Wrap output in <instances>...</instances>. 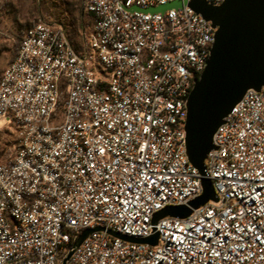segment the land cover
I'll use <instances>...</instances> for the list:
<instances>
[{"label":"built area","instance_id":"obj_1","mask_svg":"<svg viewBox=\"0 0 264 264\" xmlns=\"http://www.w3.org/2000/svg\"><path fill=\"white\" fill-rule=\"evenodd\" d=\"M195 1L80 0L79 47L60 20L24 31L0 75V128L15 136L0 162V264H63L97 228L66 264H264V89L214 134L217 200L154 222L203 194L187 101L216 29Z\"/></svg>","mask_w":264,"mask_h":264},{"label":"water","instance_id":"obj_2","mask_svg":"<svg viewBox=\"0 0 264 264\" xmlns=\"http://www.w3.org/2000/svg\"><path fill=\"white\" fill-rule=\"evenodd\" d=\"M191 6L216 29L207 66L187 101L186 153L202 176L203 194L189 206L164 209L156 215L154 222L167 216L185 218L192 208L217 200L205 166V160L214 148V134L249 89H264V0H224L219 7L197 0ZM98 230H85L63 264L90 233ZM121 237L132 242L155 244L157 235L147 239Z\"/></svg>","mask_w":264,"mask_h":264},{"label":"rangeland","instance_id":"obj_3","mask_svg":"<svg viewBox=\"0 0 264 264\" xmlns=\"http://www.w3.org/2000/svg\"><path fill=\"white\" fill-rule=\"evenodd\" d=\"M172 7L175 4L165 5L163 9ZM39 19L63 21L70 39L79 47L80 32L86 20L80 0H0V75L12 60L19 38ZM14 142L12 131L0 128V162L14 155Z\"/></svg>","mask_w":264,"mask_h":264},{"label":"trees","instance_id":"obj_4","mask_svg":"<svg viewBox=\"0 0 264 264\" xmlns=\"http://www.w3.org/2000/svg\"><path fill=\"white\" fill-rule=\"evenodd\" d=\"M21 37H22V36H21ZM21 37L19 38L18 43H17V45H16V50H15V54H14V56L16 55V52H17V50H18V46H19V44H20ZM14 56H13V58H14ZM13 58H12V59H13Z\"/></svg>","mask_w":264,"mask_h":264}]
</instances>
